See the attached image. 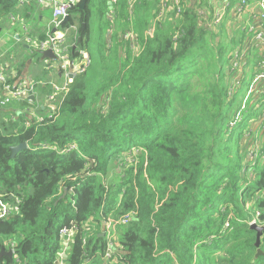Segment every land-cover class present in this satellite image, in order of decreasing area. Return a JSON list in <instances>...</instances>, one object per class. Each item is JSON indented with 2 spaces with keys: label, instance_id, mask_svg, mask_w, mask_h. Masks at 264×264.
Masks as SVG:
<instances>
[{
  "label": "trees",
  "instance_id": "16d2710c",
  "mask_svg": "<svg viewBox=\"0 0 264 264\" xmlns=\"http://www.w3.org/2000/svg\"><path fill=\"white\" fill-rule=\"evenodd\" d=\"M33 1L23 8L27 18ZM200 1L202 8L171 0L159 19L161 0L132 7L87 0L84 10L80 3L70 9L63 25L69 57L87 52L89 67L52 105V116L33 106L35 115L0 120V190L16 210L0 218V264H106L103 219L127 216L112 237L113 264H264V236L258 256L250 229L264 225V101L230 128L263 52L246 55L244 84L230 93L238 75L230 56L247 37L209 27L199 12L208 1ZM19 2L0 0V20L16 15ZM154 24V35H146ZM39 93L43 99L54 91L46 84ZM254 121L259 127L248 138L243 131ZM23 143L28 149L12 158ZM253 146L251 161L245 151ZM64 229L73 232L68 247ZM9 249L13 257L2 254Z\"/></svg>",
  "mask_w": 264,
  "mask_h": 264
},
{
  "label": "built area",
  "instance_id": "2783aa9c",
  "mask_svg": "<svg viewBox=\"0 0 264 264\" xmlns=\"http://www.w3.org/2000/svg\"><path fill=\"white\" fill-rule=\"evenodd\" d=\"M119 0H111V4L115 5ZM218 10L216 11V15L212 19V24L216 25L218 29H222L227 26L225 21L226 13L229 11L231 7H233L234 16L233 19L236 23L240 22L243 18V15L246 10L250 7L253 9V15L251 14L252 20L256 16L257 19H254L253 22L255 26H252L251 29V40L249 46L245 48L237 49L231 55L236 56V58L230 64V68L232 71L236 70L237 74H239L245 67L248 66L245 61V57L247 51H249L252 47L257 48L260 52H263V56L257 62V69L253 73L252 78L249 80L247 89L242 96L241 105L239 109L235 112L234 120L230 123V128L234 129L237 123L243 121L245 114L248 112L250 105L249 102L253 101L255 104L264 101L261 98L264 95V0H241L240 3L235 4L233 6V0H217ZM36 2L40 6H44L46 8H50L53 12V19L48 26V41H41L39 44L35 43L37 46V50L32 53H40L47 50H53L57 59H62L66 57L67 60L60 61L57 66V71L61 74V77H64L63 85H57L55 83H51V87L53 88L54 93L52 95L47 96L50 100L48 101L49 108L51 107V113L49 116H52L55 112L54 105L58 103L59 100L63 97V95L69 90L71 84L73 82V78H75L78 74L84 73L90 65V57L87 52H81L82 60H71L69 57V50L71 45L67 42V34L68 30L63 29L65 19L69 18V11L73 6H76L80 3V0H36ZM136 0H128L129 5L132 7ZM169 2L162 1V6L159 10L158 19L163 17L165 12L167 11ZM27 5H31L30 0H20L19 7L20 9L25 8ZM112 16L114 13H111ZM7 19L11 22L16 23L17 17L15 14H10L7 16ZM23 30L25 33L30 32L27 26H23ZM55 30V33L53 31ZM155 32V24L150 27L146 31V35L153 36ZM250 32V30H249ZM19 36V35H18ZM126 40H130L133 46L136 49L135 44V35L133 32H128L125 36ZM29 43H32V39H28ZM28 44V43H27ZM30 46L28 45V49ZM5 53L0 52V109L3 111L12 103H18L20 106L23 104L32 105L37 101L39 94V85H42L40 82L34 80L31 76H20L19 70L16 68V65H11V63L6 61ZM68 60L70 62H68ZM80 62V63H79ZM83 63V64H81ZM233 63H235V68H233ZM240 81V80H239ZM241 82V81H240ZM35 97V100L32 99ZM43 109H47V106H41ZM48 108V109H49ZM14 113L19 114V108L14 110ZM35 115L34 112L31 113ZM36 114L35 118H39ZM262 121H264V108H262V113L259 117ZM72 149H68L70 151ZM257 150V147L254 151ZM255 153L253 158L255 157ZM4 195L0 190V218H8L12 215L13 210L11 206L4 201ZM130 222V217H123L119 220L108 218L103 219V227L104 232L103 236L108 239V247L106 249V253L104 256V260L106 263L111 262L117 250L115 245L113 244L112 237L115 235L116 229L120 225H128ZM63 239L68 236L69 239L65 240L64 246L68 247L70 242V238L73 235V232L68 229H64L62 231ZM64 251V250H63ZM63 257V254H61Z\"/></svg>",
  "mask_w": 264,
  "mask_h": 264
},
{
  "label": "rangeland",
  "instance_id": "374dc122",
  "mask_svg": "<svg viewBox=\"0 0 264 264\" xmlns=\"http://www.w3.org/2000/svg\"><path fill=\"white\" fill-rule=\"evenodd\" d=\"M162 1H164V3H166V1L170 2L171 0H161V4L159 6V10L162 6ZM208 1V11L199 9L200 14L203 16V18L205 19V21H207V25L209 27L215 28L216 31H219L218 33H222L221 31L224 29H218V27L216 25L212 24V19L214 18V16L216 15V12L214 11V6H211V1L212 0H207ZM217 5H218V1L215 0ZM241 0H236V4L240 3ZM173 2L175 3V5L177 7H182L181 3L182 0H173ZM200 2V4H199ZM36 5L40 6L37 2L33 1V9L31 10V14L30 17H25L23 14V9H21L18 13H16V17H17V22H11L9 21L7 18H4L2 20H0V28L2 29L0 31V39L2 42V49H3V53H5V58L6 61L11 63V65H16V66H21L20 62H26L27 66H31V73L34 75H40L38 80H45L47 81V79L49 78V76L54 75L56 76L57 74V66L59 65L60 61L63 60H67L66 57H63L62 59H56L54 61H50V60H45L42 61L40 59V57L38 56V53H32L33 51L37 50V46H35L36 44H39L41 42V35H42V30L46 29L47 26H49L50 22L53 19V12L51 11L50 8L45 9L46 7H37ZM204 5V3H203ZM202 2L200 0H195V6L197 8H202ZM204 7V6H203ZM204 9V8H203ZM40 12V14H39ZM180 12V11H179ZM178 12V13H179ZM246 12H250L253 15V9L252 8H248L246 10ZM43 15V20H39V16ZM112 15V14H110ZM257 19L256 16L253 18ZM243 20V18H242ZM241 20V21H242ZM253 20L250 23V29L248 28V31L250 30V32L248 33L249 35H251V29L252 26H255ZM240 21V22H241ZM240 22H238L240 24ZM237 26V29L233 32L232 35L229 34L230 37H233L235 35V33L237 34L238 32H242L243 34H245L242 30H241V25ZM23 26H27L28 29L30 30V32L25 33L23 30ZM92 29L94 30V32L96 33V35L99 34V24L98 21L96 19L93 20V23L91 25ZM19 33V34H16ZM48 33L49 30L46 31L47 37L44 39V41H48ZM16 34V35H20L21 38L20 40L16 41V38L13 39L12 35ZM247 37V35H246ZM32 39V43L28 42V39ZM28 43V44H27ZM251 42L246 39V41L244 42L243 46H248ZM30 46L29 49H27L26 46ZM254 48V47H252ZM252 48L247 51L246 53L248 56H251V54H254L255 52H258L257 48H254V50H252ZM252 50V51H251ZM231 60L233 61L236 56L231 55ZM258 60V59H257ZM245 61L247 62V58L245 57ZM68 62H70L68 60ZM80 63V62H79ZM83 64V63H81ZM249 65V61L247 63ZM233 68L236 69L235 67V63H233ZM230 71L232 72V68L230 69ZM244 70H242L237 76H235V80L232 84V90L230 93H233V90L235 88H239L242 87V84H244V82H240L241 80L239 78H241V75L243 76L242 72ZM249 70H247L248 72ZM234 75L237 73L236 70L233 71ZM246 72V73H247ZM251 77V73L248 75V81ZM34 79V78H33ZM35 80V79H34ZM240 80V81H239ZM41 84L43 85V83L41 82ZM56 84V83H55ZM73 84V82H72ZM71 84V85H72ZM245 87V86H244ZM247 89V86L245 88H243V91L239 94V99H242L243 94L245 93V90ZM42 100H44V102L42 103ZM48 101H50L47 96L46 98L44 97L42 99V97H40V93L38 94V99L37 101L34 103L33 106H35L37 109H40L41 106H47V108H49ZM259 103H262V101H260ZM241 104V101H240ZM250 108L248 110V112L251 110V108L253 107L254 109L256 108L255 103L253 101L249 102ZM32 105H28L27 107H25V104H23L22 106H20L18 103H12L11 105H9L7 108H5L1 114H0V120H3L4 122H9V120H14L17 119L14 116V110L19 108V114H18V118L21 116H24L25 113H29L31 111V113H36L37 111L35 110H31L28 109V107H33ZM255 106V107H254ZM25 107V108H24ZM240 105L238 106V108L235 110V112L239 109ZM262 108H264V106H262ZM262 108L261 110L258 111V115L260 117L261 113H262ZM247 112V113H248ZM47 113H51V107L47 110ZM246 113V114H247ZM245 114V115H246ZM245 118V116H244ZM253 126H255L256 128L259 127V124L254 121L253 123L250 124V126L245 129L243 131V134H245L246 137L249 138L251 132H255V129H253ZM235 128V127H234ZM258 130V129H257ZM258 135L259 133H256L254 135V139L257 140L258 139ZM249 142H252L251 139L248 140ZM254 148L253 147H249V149L247 151H245L246 155L249 157V160L251 159V161H254L255 158H253L254 154ZM256 153V152H255ZM120 163L119 164H115L112 167V171L110 173V175L108 176L107 182H109V184H112V180L116 179L118 174H120L121 172V167H120ZM70 202H73V198L72 196H69L68 199ZM12 210L14 211V213L16 212L15 207L11 206ZM260 225V224H258ZM260 226H264L263 224H261ZM115 235L117 236V231L115 232ZM64 250V249H63ZM114 261L112 262H108V263H112L113 264ZM106 263V262H105ZM106 263V264H108Z\"/></svg>",
  "mask_w": 264,
  "mask_h": 264
},
{
  "label": "crops",
  "instance_id": "0c3cea01",
  "mask_svg": "<svg viewBox=\"0 0 264 264\" xmlns=\"http://www.w3.org/2000/svg\"><path fill=\"white\" fill-rule=\"evenodd\" d=\"M255 0H253L252 2H254ZM211 6H214V11L216 12L217 10H218V8H217V3H216V1L215 0H212L211 1ZM236 4V0H233V6ZM37 7H40V6H38V5H36ZM42 7H44V6H42ZM45 9H47V8H45ZM234 13L235 12H233V7H231L230 9H229V11H227V13H226V17H225V21H226V23H227V26L226 27H223V28H225L227 31H228V33L230 34V35H232L233 34V32L237 29V26H238V24L239 23H236L235 21H234V19H233V16H234ZM39 14H40V12H39ZM39 20H43V15L41 14L40 16H39ZM251 21H252V17H251V13L250 12H247V13H245L244 15H243V20H242V23L244 24V25H246V31H245V36L244 37H246V35H247V38L246 39H248L249 41L251 40L250 38H251V35H249L248 33H249V31H248V28L250 29V23H251ZM222 28V29H223ZM2 29L0 28V31H1ZM48 30V26L46 27V29H43L42 30V33L44 32V33H46V31ZM16 34H19V33H16ZM16 34H13L12 35V37H13V39L14 38H16V41L17 40H20V38H19V36L18 35H16ZM240 36V35H239ZM2 42H1V39H0V52L1 53H3V49H2ZM249 46V45H248ZM27 47V49H28V46H26ZM245 47H247V46H244V47H242V48H245ZM238 49H240V48H238ZM237 50V49H236ZM235 50V51H236ZM235 51H233V52H235ZM232 54V53H231ZM21 63V65L22 64H24L23 65V69L21 68V67H19V71L20 70H22V74H23V76H25V77H27V76H31L32 78H34L35 80L36 79H38L39 78V76L40 75H34V74H32L31 73V66H27V64H26V62H20ZM18 66H16V68H17ZM244 71H247L248 70V67H245L244 69H243ZM255 70L256 69H254L252 72H251V76L253 75V73L255 72ZM250 74V73H249ZM248 77V76H247ZM37 82H42L43 83V85H46V84H51V83H56L57 85H63V83H64V77H61V74L57 71V74H56V76H54V75H51V76H49V78L47 79V81H45V80H39V81H37ZM34 100H35V98H34ZM43 109V108H42ZM44 110V109H43Z\"/></svg>",
  "mask_w": 264,
  "mask_h": 264
},
{
  "label": "water",
  "instance_id": "95a60500",
  "mask_svg": "<svg viewBox=\"0 0 264 264\" xmlns=\"http://www.w3.org/2000/svg\"><path fill=\"white\" fill-rule=\"evenodd\" d=\"M87 6V0H81L80 1V5H79V9L80 10H84ZM69 22V18L65 19L64 24ZM86 26H84L85 28ZM53 33H55V30L53 31ZM79 42H81V39H79ZM77 48V46H75L73 48V50L75 51ZM41 55V60L45 61V60H50V61H54L57 59V56L55 55V53L53 52V50H47L44 52H40L39 53ZM74 79V78H73ZM35 97H32V99L34 100ZM28 149V144L27 143H23L21 145H18L16 147L12 148V158H14L19 152H22L24 150ZM67 196V190L65 191L64 195L61 197V199H65ZM251 230L255 231L257 233V239H256V248L258 249V256L262 255L263 253L260 251V247L262 244V238L264 236V226H260L257 223H252L251 224ZM69 237L66 236L65 240H68ZM13 253L14 251L12 249H9L8 252L4 253V250L2 252V254H7L8 256L13 257ZM1 256V255H0ZM64 257H67V255L65 254ZM58 264V263H57Z\"/></svg>",
  "mask_w": 264,
  "mask_h": 264
},
{
  "label": "clouds",
  "instance_id": "9594fccd",
  "mask_svg": "<svg viewBox=\"0 0 264 264\" xmlns=\"http://www.w3.org/2000/svg\"><path fill=\"white\" fill-rule=\"evenodd\" d=\"M11 206V205H10ZM103 236V235H102ZM12 247H14V244H12ZM68 249V248H67ZM66 248L64 249V251L61 253V254H63V257H64V255L66 254L65 253V251L67 250ZM61 254H60V256H61ZM13 255H14V253H13ZM62 257V256H61ZM59 264V263H58ZM62 264V263H61Z\"/></svg>",
  "mask_w": 264,
  "mask_h": 264
}]
</instances>
